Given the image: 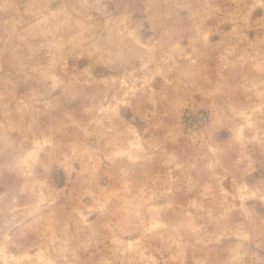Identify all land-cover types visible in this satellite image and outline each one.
I'll return each instance as SVG.
<instances>
[{
	"label": "rangeland",
	"instance_id": "rangeland-1",
	"mask_svg": "<svg viewBox=\"0 0 264 264\" xmlns=\"http://www.w3.org/2000/svg\"><path fill=\"white\" fill-rule=\"evenodd\" d=\"M0 264H264V0H0Z\"/></svg>",
	"mask_w": 264,
	"mask_h": 264
}]
</instances>
